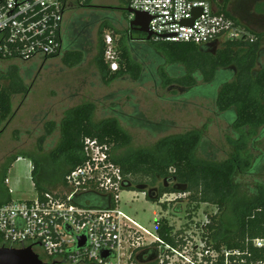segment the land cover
I'll use <instances>...</instances> for the list:
<instances>
[{"label": "rangeland", "instance_id": "obj_1", "mask_svg": "<svg viewBox=\"0 0 264 264\" xmlns=\"http://www.w3.org/2000/svg\"><path fill=\"white\" fill-rule=\"evenodd\" d=\"M113 2L114 0H96L95 3L98 6H106ZM90 22L91 20L85 23ZM128 22L127 13L124 11L114 14L103 11V13L95 14L90 29L84 35L77 32L74 36L71 32L67 36L68 44L74 51L82 52L85 57L83 62L75 67H68L65 59L61 57L48 61L37 59L28 63L12 62L13 65L23 69L29 92L26 95L14 97L10 120L0 127V200L23 202L33 201L37 197L32 180L33 162L27 157L34 156L39 162L37 177L44 187L49 188L54 183L59 171L54 154L62 141L61 125L73 109L93 104L95 107L93 123L95 124L115 116L112 113L115 107L126 115H135L137 110L150 122L168 124L169 130L166 133L153 134L121 121V126L132 137V142L129 146L117 151L109 147L112 157H125L138 151H149L167 136L184 135L195 131L200 134L203 141L196 153L197 159L211 160L218 165L233 159L243 164L245 159L253 165L252 170L251 168L242 169L235 174L236 198L229 202L224 211H220L214 205L200 204L198 211L192 212L197 203L191 201L190 193L182 192L168 194L172 202L168 210L170 215L167 216V210L161 202L147 199L153 187L147 185L146 179L138 178L141 181H138L140 184L128 186L135 189L134 191H121L120 209L147 231L155 234L157 222L164 217H169L168 222L172 223L174 230L181 229L185 233L184 236L191 240L194 237L200 247L204 242L214 246L212 232L202 234L201 231L203 226L209 223L210 218L218 213V221L225 227L224 233L231 235L237 230L236 202L252 201L262 195L264 129L257 132L247 128L239 130L231 122L235 120V112L228 114L219 112L212 100L183 99L185 90L177 84H167L163 78L161 73L167 72L169 62L165 53L158 50L157 44L160 43L153 40L152 43L157 44H144L161 57L158 56L159 60L152 63L159 66L156 74L157 83L154 81L140 83L130 74H126L106 84L99 66L101 40L104 42L105 36L111 35L114 38L115 49L119 50V41L125 37L126 40L123 42L127 44L129 38V34L126 33ZM100 31L103 32L101 37ZM133 36L132 39L137 42L138 32H134ZM217 45L218 50L225 44ZM142 66L146 68V72L155 75L150 63H144ZM262 67H264V51L258 68ZM50 123H54L56 127L52 134L47 133ZM41 139L44 141L41 142ZM14 157L21 159L13 162ZM6 169L9 170L6 171ZM5 178L8 180L7 184H5ZM159 182L165 181L159 180ZM166 184L169 187H178L175 182L168 181ZM61 186H52L50 190L59 192ZM144 187H146L144 192L139 191ZM179 188L182 191L186 189L184 186ZM178 211L179 214H176ZM38 252L44 259L43 250L38 248Z\"/></svg>", "mask_w": 264, "mask_h": 264}, {"label": "trees", "instance_id": "obj_2", "mask_svg": "<svg viewBox=\"0 0 264 264\" xmlns=\"http://www.w3.org/2000/svg\"><path fill=\"white\" fill-rule=\"evenodd\" d=\"M92 1L85 0L83 5L80 4L82 0L78 2L80 6L88 7ZM123 1L128 4L127 0ZM99 13L103 12H94L90 15L91 22L95 18V14ZM128 17L129 15H127V19ZM85 22L78 19L73 29L69 30L64 38L65 50L62 54L68 67L81 64L85 58L82 52L74 51L68 44L67 37L71 32H73L71 35L74 36L77 35V32L84 35L91 27V22ZM133 34L134 32H132ZM102 35L103 32L100 31V37ZM253 37L255 39L253 42L229 41L222 49L218 50L215 43L206 46L148 43L159 45L158 50L165 53L169 67L166 68L167 72L161 74L167 84H177L185 90L183 99L212 100L219 112L225 114L235 112V120H231V122L237 129L247 128L257 132L264 129V67L258 68L264 50V41L262 36L253 35ZM124 40H126L125 37L119 41L118 52L121 59L120 69L117 72H111L105 63V44L101 40L99 66L105 83L110 84L126 74H130L140 83L145 84L152 81L157 83L156 74L159 66L152 63L158 61L157 57L160 55L155 52V57L153 50L144 43L127 41L126 44L123 42ZM144 63H150L155 75L146 72V68L142 66ZM28 92L29 87L19 66L0 67V127L10 120L14 97L26 95ZM94 109L93 104L83 105L69 112L63 121L61 125L62 141L54 154L59 170L57 171L58 177L50 187L62 185V189L66 176L84 164L83 148L87 138L95 139L114 151L129 146L132 137L121 126V121L153 134L166 133L169 130L168 124L150 122L137 110H135L137 113L135 115H126L117 107L112 109L115 116L100 124H95L93 123ZM48 126L47 133L52 134L56 127L54 123H50ZM43 141L41 139V142ZM202 142L200 134L195 131L184 135H170L163 138L152 150L138 151L125 157L111 156V160L121 169L122 176L126 181L124 190L134 191L135 189L128 186L140 184L141 181L138 178L146 179L147 185L153 187V192L157 188L154 197L147 195V199L150 201L159 202L166 194L185 192L190 193L191 201L197 203L192 212L198 211L200 204L214 205L220 211H224L229 202L236 198L235 174L242 169L251 168L253 165L245 159L243 164L233 159L219 165L211 160H199L196 153ZM27 158L33 162L32 180L37 194L42 196L46 193H57L58 191L50 190V187H44L38 180L39 162L34 156ZM17 159L14 157L13 162ZM8 170L6 169V171ZM133 178L134 180H132ZM159 180L165 182L160 183ZM168 181L177 183L178 187H169L166 184ZM179 186H184L186 189L182 191ZM9 202L12 201L10 199L0 200V204ZM110 202L109 197L93 192L84 194L80 200L81 205L92 207H105ZM165 208L169 210L167 205ZM176 214H179V211ZM218 219L217 213L210 218L204 229L205 232H212L211 238L215 243V248L224 247L228 250H239L243 254L251 255L243 257L247 259V264H264V248L258 249L253 245L254 240L264 239V190L262 195L255 200L236 202L237 230L235 233L231 235L224 233L225 227ZM160 223L159 235L166 241L172 242L173 227L166 219L161 220Z\"/></svg>", "mask_w": 264, "mask_h": 264}, {"label": "built area", "instance_id": "obj_3", "mask_svg": "<svg viewBox=\"0 0 264 264\" xmlns=\"http://www.w3.org/2000/svg\"><path fill=\"white\" fill-rule=\"evenodd\" d=\"M70 0H0V61L28 63L50 60L62 53V26ZM129 20L135 12L151 17V41L157 43L219 45L229 41L253 42V35L227 14L216 12L206 0H127ZM201 14L192 25L188 24ZM105 63L111 72L120 69L114 38L104 39ZM85 162L72 170L57 193L37 195L33 201L0 204V250L32 249L44 252L45 264H247L239 250L200 245L173 230L172 242L144 229L120 209L126 181L111 160L109 146L95 139L84 141ZM109 197L105 207L81 205L86 193ZM159 202H172L168 194ZM170 215L167 210V216ZM170 221V220H169ZM173 227L172 223H169ZM203 226V229H205ZM174 229V228H173ZM183 232V233H182ZM195 240V241H194ZM203 241V239L201 238ZM264 248V239L253 241ZM263 264V263H257Z\"/></svg>", "mask_w": 264, "mask_h": 264}, {"label": "crops", "instance_id": "obj_4", "mask_svg": "<svg viewBox=\"0 0 264 264\" xmlns=\"http://www.w3.org/2000/svg\"><path fill=\"white\" fill-rule=\"evenodd\" d=\"M79 0H70L67 4L66 10H65V16L62 26V53L64 54L65 50V44H64V38L68 33V30L70 28L73 29V26L75 25L76 21L78 19L82 20V22L89 21L91 18V14L94 12H103L108 11L111 13H118L121 11H124L127 13L128 4L124 3L123 0H114V2L111 5L106 6H98L95 2L96 0H93L90 6L83 7L79 5ZM211 3L213 9L216 12L224 13L232 18H234L241 27L246 30L251 35L255 36H262V40L264 41V0H206ZM85 0H82L80 4L83 5ZM90 13V14H89ZM89 16H85V15ZM128 25H126V33L129 34L128 41L134 42L132 37V32L129 27V17H128ZM129 31V32H128ZM140 35V37H139ZM132 36V37H131ZM143 36L144 38H142ZM137 43H148V41L145 40L146 36L138 33ZM131 39V40H130ZM141 39V40H140ZM140 41V42H139ZM152 42V41H150ZM264 51V50H263ZM61 53V54H62ZM63 54L59 57L63 58ZM57 58V57H56ZM48 61V60H44ZM13 61H0V67H6L13 65ZM23 70V69H22ZM22 74H24L22 72ZM21 158H18L17 160H20ZM33 171V166H32ZM8 183L7 178H5V184ZM11 193V191H9Z\"/></svg>", "mask_w": 264, "mask_h": 264}, {"label": "water", "instance_id": "obj_5", "mask_svg": "<svg viewBox=\"0 0 264 264\" xmlns=\"http://www.w3.org/2000/svg\"><path fill=\"white\" fill-rule=\"evenodd\" d=\"M128 13H133L132 10L127 9ZM135 18L133 21H130L129 27L131 31L138 32L142 35H145V40L151 41V33L149 32V23L151 17L146 13L135 12ZM201 14L200 10L196 11L195 17L188 24L192 25L197 17ZM216 47L218 45L216 44ZM146 187L140 188L139 191L144 192ZM152 194L149 193V195ZM0 264H45L40 256L32 249V247L25 249H1L0 250ZM53 264H60L59 262H54Z\"/></svg>", "mask_w": 264, "mask_h": 264}, {"label": "flooded vegetation", "instance_id": "obj_6", "mask_svg": "<svg viewBox=\"0 0 264 264\" xmlns=\"http://www.w3.org/2000/svg\"><path fill=\"white\" fill-rule=\"evenodd\" d=\"M156 193H157V191H155V192L152 191V194H151V195L154 197ZM81 198H83V197H79L78 200L80 201ZM202 229H203V228H202ZM204 232H205V230L203 229L202 234H204ZM201 238H202V237H201ZM60 264H68V263L64 262V263H60Z\"/></svg>", "mask_w": 264, "mask_h": 264}]
</instances>
